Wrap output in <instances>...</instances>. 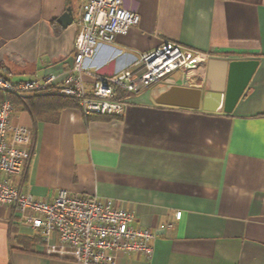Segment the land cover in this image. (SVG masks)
<instances>
[{
    "label": "crops",
    "instance_id": "crops-1",
    "mask_svg": "<svg viewBox=\"0 0 264 264\" xmlns=\"http://www.w3.org/2000/svg\"><path fill=\"white\" fill-rule=\"evenodd\" d=\"M83 3L0 0V77L64 75ZM125 7L138 24L98 45L90 70L117 74L167 41L208 59L257 60L242 97L230 114L153 102L151 91L166 85L209 90L201 61L131 94L117 118L84 116L76 105L33 120L13 105L11 123L32 133L27 178L17 188L43 201L59 190L98 196L132 211V225L153 232L152 256L119 253L116 264H264V0H126ZM67 8L74 21L62 28L57 18ZM0 264L75 263L49 255L14 208L0 205Z\"/></svg>",
    "mask_w": 264,
    "mask_h": 264
},
{
    "label": "built area",
    "instance_id": "built-area-1",
    "mask_svg": "<svg viewBox=\"0 0 264 264\" xmlns=\"http://www.w3.org/2000/svg\"><path fill=\"white\" fill-rule=\"evenodd\" d=\"M125 1L84 0L70 69L62 76L50 73L18 83L0 77V91L14 97L57 95L74 100L84 116L117 118L131 94L158 84L174 71L195 69L209 60L206 54L165 41L117 74L103 76L90 70L86 62L98 45L113 43L138 24L139 15L126 9ZM84 77L91 80L89 87ZM12 112L11 101L0 100V205L14 208L21 222L45 243L49 255L75 264H116L114 255L129 252L151 258L153 232L134 227V213L111 200L59 190L51 201H43L18 190L16 180L29 159L32 133L11 123ZM180 215L177 212L175 218Z\"/></svg>",
    "mask_w": 264,
    "mask_h": 264
},
{
    "label": "water",
    "instance_id": "water-1",
    "mask_svg": "<svg viewBox=\"0 0 264 264\" xmlns=\"http://www.w3.org/2000/svg\"><path fill=\"white\" fill-rule=\"evenodd\" d=\"M74 21L70 8L57 18V23L66 28ZM255 59L207 61L206 83L209 90L166 85L150 93L155 104L198 110L208 113L230 114L246 90L257 66Z\"/></svg>",
    "mask_w": 264,
    "mask_h": 264
},
{
    "label": "trees",
    "instance_id": "trees-1",
    "mask_svg": "<svg viewBox=\"0 0 264 264\" xmlns=\"http://www.w3.org/2000/svg\"><path fill=\"white\" fill-rule=\"evenodd\" d=\"M54 29H55L54 33L58 34L59 28L55 27ZM2 99H9L12 105L21 106V108L24 111H27L31 115L33 120H35L36 115L43 110L56 111L65 107H73L77 105L74 100L60 97L57 95H51V94H41V95L35 94L29 96V98H24V97H14L0 91V100ZM103 118L112 119L109 117H103ZM34 140H35V134H33V144H34ZM31 155H32V146L30 148L29 159L26 161L23 169V173L21 174V182H20L21 184L26 181Z\"/></svg>",
    "mask_w": 264,
    "mask_h": 264
},
{
    "label": "rangeland",
    "instance_id": "rangeland-1",
    "mask_svg": "<svg viewBox=\"0 0 264 264\" xmlns=\"http://www.w3.org/2000/svg\"><path fill=\"white\" fill-rule=\"evenodd\" d=\"M174 72H175V71H174ZM175 73H177V71H176Z\"/></svg>",
    "mask_w": 264,
    "mask_h": 264
}]
</instances>
